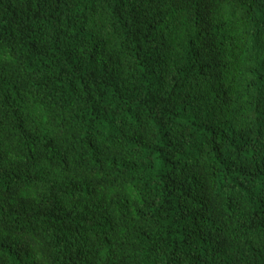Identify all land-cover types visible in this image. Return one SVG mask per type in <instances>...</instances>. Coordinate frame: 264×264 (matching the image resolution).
Instances as JSON below:
<instances>
[{
    "label": "trees",
    "instance_id": "obj_1",
    "mask_svg": "<svg viewBox=\"0 0 264 264\" xmlns=\"http://www.w3.org/2000/svg\"><path fill=\"white\" fill-rule=\"evenodd\" d=\"M0 264H264V0H0Z\"/></svg>",
    "mask_w": 264,
    "mask_h": 264
}]
</instances>
